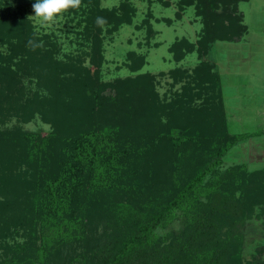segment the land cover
Listing matches in <instances>:
<instances>
[{"label": "trees", "instance_id": "obj_1", "mask_svg": "<svg viewBox=\"0 0 264 264\" xmlns=\"http://www.w3.org/2000/svg\"><path fill=\"white\" fill-rule=\"evenodd\" d=\"M14 1L11 10L0 0V241L22 233L35 251L69 245L84 236L88 209L104 203L103 239L86 264H245L242 230L249 220L264 222V166L221 165L259 133L230 132L221 74L204 57L215 42L247 33L238 6L248 0L178 1L177 17L193 6L202 29L196 45L181 39L169 51L176 61L194 50L203 59L192 71L169 72L172 86L181 83L170 99L149 73L101 78L103 37L132 23L130 0L111 9L81 0L64 11L78 18L84 46L64 58L27 16L35 0ZM152 16L143 21L148 36ZM30 39L42 47L33 50ZM128 59L132 72L145 64L135 53ZM36 116L50 126L46 136L3 127Z\"/></svg>", "mask_w": 264, "mask_h": 264}, {"label": "rangeland", "instance_id": "obj_2", "mask_svg": "<svg viewBox=\"0 0 264 264\" xmlns=\"http://www.w3.org/2000/svg\"><path fill=\"white\" fill-rule=\"evenodd\" d=\"M122 0H101V7L111 9ZM136 7L131 24H123L111 35L103 37L104 61L101 78L106 82L134 77L139 73H149L154 77L156 90L170 99L172 92L180 90L181 83L175 84L169 72L175 68L192 71L203 58L198 53H188L176 61L169 51L174 42L187 39L196 45L202 22L196 16L193 6L185 8L177 17L179 0H130ZM10 9L16 8L14 0H8ZM151 11L150 23L153 34L148 36V28L143 24ZM238 11L247 33L238 42H215L204 59L215 63L222 77L225 109L231 133H259L232 147L223 158L221 169L244 163L250 170L264 166V0L241 2ZM39 35H51L60 47V58L76 55L84 48L78 32L82 30L73 15L63 12L47 25L34 16L32 7L27 10ZM85 50V49H84ZM131 53L145 58L144 66L136 72L126 66ZM21 126L23 129L46 136L50 126L36 116L28 123L10 120L3 127ZM263 131V133H261ZM123 202L124 199L119 198ZM106 204L88 209L84 236L69 245L45 244L47 251H35L29 235L19 234L0 241V264H86L90 261L89 249L93 243L102 240L98 236L108 221ZM106 210V211H105ZM74 210L72 211V215ZM180 223L172 224L170 230L177 231ZM242 256L245 264H264V222L249 220L243 230ZM163 234L164 231L160 230ZM97 235V236H94ZM37 240L36 245H41ZM35 245V246H36ZM46 252V255L45 253Z\"/></svg>", "mask_w": 264, "mask_h": 264}, {"label": "clouds", "instance_id": "obj_3", "mask_svg": "<svg viewBox=\"0 0 264 264\" xmlns=\"http://www.w3.org/2000/svg\"><path fill=\"white\" fill-rule=\"evenodd\" d=\"M80 5L81 0H35V3L32 4L34 16L31 17H35L42 24L47 25L55 21L64 11L69 8H79ZM96 24L103 27L107 24V20L104 17H97ZM28 46L35 50L37 47H42V42L38 44L30 39Z\"/></svg>", "mask_w": 264, "mask_h": 264}]
</instances>
